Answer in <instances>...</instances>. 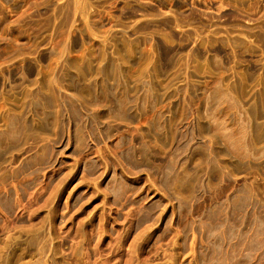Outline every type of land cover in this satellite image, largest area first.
Here are the masks:
<instances>
[{
    "label": "rangeland",
    "instance_id": "1",
    "mask_svg": "<svg viewBox=\"0 0 264 264\" xmlns=\"http://www.w3.org/2000/svg\"><path fill=\"white\" fill-rule=\"evenodd\" d=\"M0 264H264V0H0Z\"/></svg>",
    "mask_w": 264,
    "mask_h": 264
}]
</instances>
